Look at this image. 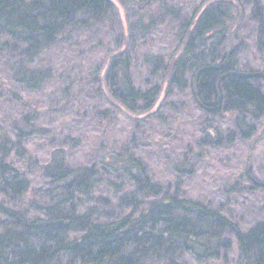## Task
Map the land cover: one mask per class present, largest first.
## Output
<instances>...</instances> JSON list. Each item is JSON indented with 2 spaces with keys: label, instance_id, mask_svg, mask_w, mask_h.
Returning <instances> with one entry per match:
<instances>
[{
  "label": "trees",
  "instance_id": "16d2710c",
  "mask_svg": "<svg viewBox=\"0 0 264 264\" xmlns=\"http://www.w3.org/2000/svg\"><path fill=\"white\" fill-rule=\"evenodd\" d=\"M121 4L0 0V264H264V0Z\"/></svg>",
  "mask_w": 264,
  "mask_h": 264
},
{
  "label": "rangeland",
  "instance_id": "374dc122",
  "mask_svg": "<svg viewBox=\"0 0 264 264\" xmlns=\"http://www.w3.org/2000/svg\"><path fill=\"white\" fill-rule=\"evenodd\" d=\"M116 5H117V7L120 9V11H121V13H122V15H123V18H125L124 17V11H123V6H122V4H121V0H112ZM106 69H107V65L104 67V70H103V73H102V75L104 76V73H105V71H106ZM103 86H104V89H105V91H106V93H107V87H106V84L105 83H103ZM163 96H164V91L162 92V94H161V96H160V98H159V100H158V102H157V104H156V106L155 107H157L159 104H160V102L162 101V99H163ZM262 151V150H261ZM262 152H264V151H262ZM238 153V152H237ZM264 154V153H263Z\"/></svg>",
  "mask_w": 264,
  "mask_h": 264
}]
</instances>
